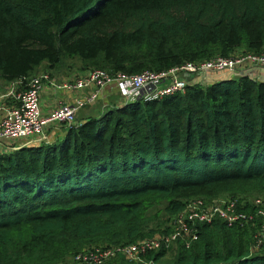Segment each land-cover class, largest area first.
Segmentation results:
<instances>
[{
	"label": "trees",
	"instance_id": "obj_1",
	"mask_svg": "<svg viewBox=\"0 0 264 264\" xmlns=\"http://www.w3.org/2000/svg\"><path fill=\"white\" fill-rule=\"evenodd\" d=\"M263 50L264 0H0L8 84L44 65L61 71L65 58L133 75ZM201 190L264 191V82L192 81L108 109L51 145L0 154V264H65L85 250L167 237L161 210L176 216ZM246 206L237 203L256 214ZM263 221L198 222V241L175 242L174 263L264 264V247L253 245ZM166 245L140 264H160Z\"/></svg>",
	"mask_w": 264,
	"mask_h": 264
},
{
	"label": "built area",
	"instance_id": "obj_2",
	"mask_svg": "<svg viewBox=\"0 0 264 264\" xmlns=\"http://www.w3.org/2000/svg\"><path fill=\"white\" fill-rule=\"evenodd\" d=\"M203 75H215L214 78L228 80L248 76L260 81L264 76V50L260 54L242 53L230 57H216L198 64L188 62L162 72L145 70L133 75L112 74L107 71L90 72L73 80L62 81L65 83L61 85L62 82L48 73L16 80L11 82L5 95L12 100V106L6 110L5 117L0 121V142L41 141L42 139L36 136L44 134L45 126L50 122L68 127L76 126L79 112L95 103L100 90L110 85L118 86L121 96L128 102L155 101L184 92L192 81L200 82L199 79ZM45 85V91L48 87L68 93L87 91L91 87L95 88V91L82 98V101L79 99L74 104L60 105L45 118L41 101ZM209 203L211 202L199 200L190 204L178 215L173 232L167 237L158 236L144 240L135 248L133 246L126 249L111 247L85 250L76 254L71 264H104L120 254L129 259L138 258L143 263V255L161 249L164 244L169 246L171 243L182 241L186 248H189L199 239L198 228L195 226L198 222L211 223L221 219L233 226L237 223L249 224L254 219V214L248 215L238 210V201ZM260 203L258 201V204ZM257 213L264 220V213ZM255 238L256 247L264 244V221L260 233L258 232Z\"/></svg>",
	"mask_w": 264,
	"mask_h": 264
},
{
	"label": "rangeland",
	"instance_id": "obj_3",
	"mask_svg": "<svg viewBox=\"0 0 264 264\" xmlns=\"http://www.w3.org/2000/svg\"><path fill=\"white\" fill-rule=\"evenodd\" d=\"M241 52H244V51H238L235 53V55H240V54H242ZM63 62H66L67 68H64L62 70L60 69L61 71H58V70H55L52 72L47 71V68L44 65L41 69H39V71H37L34 75H32V77L39 75V74H42V73H48V74H51L53 77H55L57 81L62 82V81L72 80L74 78L83 76L85 74L87 75L90 72L105 71L103 69L92 68V67L88 68L87 70L82 69L83 63L81 62V60H78V59L65 58ZM191 63H193V62H191ZM118 74H120V73H118ZM214 76L215 75H211V76L210 75L209 76L203 75V76H201V80L203 82L202 84L207 85L209 82L212 83V82H216V81L228 80V79L219 78V77L214 78ZM224 77H226V76H224ZM63 83H65V82L60 83V85ZM46 87H47V85H45V88L42 92L45 91ZM47 89L51 90V92H53L55 95L63 93V92L66 93L65 91L58 92L55 89H52L51 87H48ZM8 90H9V88L5 91V93L0 94V111L3 112L2 113L3 115L0 119V121L3 120V118L5 117L6 110L12 106V105H8L11 103L10 101H12V100L10 98L5 97ZM88 90H91L90 93H92L95 91V88L91 87ZM82 92H85V91H82ZM44 93L42 94L41 101H42V111L44 112L43 116L45 118H47L49 116V114L53 110L58 108L60 105H62V104H74L77 100L80 99V101H82V98H84V97H82L79 99H75L74 102H66L63 99H57V101H53L54 103H52V104H54V105H51V106L45 108V106L43 105ZM76 93H80V92H73L71 94H76ZM119 94L121 96V91L119 92ZM99 100L100 99H98L95 103L90 105L91 107L94 108L93 111H95V112H97L98 109L100 112L101 108L105 107L104 105L101 106V101H99ZM127 102H128L127 99H125L123 97L122 98L119 97V99L117 100V103L113 106H109L108 109L115 108V107L121 108L123 105H126ZM104 110L105 109H103V111L101 113H104ZM76 119H78V118L76 117ZM85 123L86 122H83V121L81 122L79 120V122L77 121L76 126L68 127V126H64V125L59 124V123L50 122L45 126L44 134L42 133V134H39L36 136V138L42 139L41 141H35V142H31L32 140L31 141L30 140H19V141H13V142L3 141V142H0L1 143L0 144V154H10L12 152L18 151L21 148H25V147H33V146L34 147H36V146L40 147L44 144L51 145L53 143H56V140L65 138L67 135V132L69 130L74 129V128H79L80 126L84 125ZM195 192L199 194V197L198 196L190 197V198H188L187 201H182L184 203V206H183L184 209L182 211H180L176 216H166V215H164L163 210H161L162 215H160V217L162 218V222H163L162 223V229L163 230L166 228H170L171 232H173L174 225H175L174 223H175L178 215L181 212L183 213V211L190 204H192L193 202L199 201V200H205V202H211V203L216 202V201H226V202L238 201V203L240 204L241 207H248L246 205L250 204V206H253L254 212H256V213L257 212H263L264 213V191H254V192H249V193L221 192V193H218L216 196L210 197V198H206V196H204V197L202 196L203 190L195 191ZM204 193L210 195V193L208 191H205ZM258 201H260L261 203L258 204ZM211 203H209V204H211ZM152 205H156L159 210L163 206V204L161 206L158 204H152ZM149 206H151V205H149ZM164 206H165V204H164ZM150 210H152V207H150ZM246 214L252 215L251 213H246ZM253 217L257 218V220L262 219L261 216L259 217L258 213L256 214V216L254 215ZM257 220H252L251 223L256 222ZM237 224H239L240 226L243 227L242 223H237ZM259 233H260V231H259ZM144 240H148V239L146 238L143 240H139L135 244H131V245H127V246H115V245H113L111 247L126 249V248H130V247L134 246V248H135L139 242H142ZM253 245H257L256 238H254ZM190 246H192V244ZM263 247H264V244H262L260 247L257 246L254 250L260 251ZM93 248H95V247H93ZM177 249H178L177 243H174V244L172 243L170 246H168V248L166 249L167 250L166 255L160 264H175L174 261H175L176 255L174 253L177 252ZM156 251H158V250H156ZM260 252H262V250ZM118 256H124V255L120 254ZM118 256H116V257H118ZM73 258H74V256L67 258L65 264H71L73 262L72 261ZM115 258H112L111 260L105 262L104 264H116L117 261L115 260ZM129 260L132 262H136L138 264L142 263L138 258H132Z\"/></svg>",
	"mask_w": 264,
	"mask_h": 264
},
{
	"label": "crops",
	"instance_id": "obj_4",
	"mask_svg": "<svg viewBox=\"0 0 264 264\" xmlns=\"http://www.w3.org/2000/svg\"><path fill=\"white\" fill-rule=\"evenodd\" d=\"M76 79V78H74ZM73 80V79H72ZM199 83H203L201 78L199 80ZM9 85L7 82L0 80V94L5 93V91L9 88ZM91 92V90H87L85 92H80V93H76V94H71V93H60V94H54L53 92H51V90L47 89L44 93L43 96V105L46 107H49L51 105H54L52 103H54L53 101H57V99H63L66 102H74L75 99H79L85 96H88V94ZM120 90L118 88V86L116 85H110L107 86L103 89L100 90L99 92V97L98 99H100L99 101H101V106L104 105V108H101L100 112L99 109L97 112L93 111V107L91 106H87L85 107L83 110H81L77 116V120L79 122V120L82 122H87L92 118H97L100 117L102 114H104L109 106H113L117 103V100L120 98H122L119 94ZM10 105V104H8ZM90 107V108H89ZM104 110V113H101ZM3 112L0 111V119L2 117ZM31 141V140H30ZM31 142H34V140H32ZM1 144V143H0Z\"/></svg>",
	"mask_w": 264,
	"mask_h": 264
},
{
	"label": "water",
	"instance_id": "obj_5",
	"mask_svg": "<svg viewBox=\"0 0 264 264\" xmlns=\"http://www.w3.org/2000/svg\"><path fill=\"white\" fill-rule=\"evenodd\" d=\"M261 82H264V76L262 77V79H260Z\"/></svg>",
	"mask_w": 264,
	"mask_h": 264
}]
</instances>
